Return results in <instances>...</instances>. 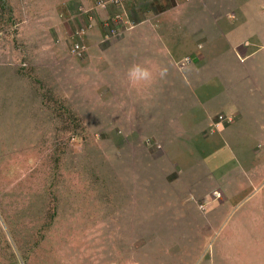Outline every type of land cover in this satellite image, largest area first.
<instances>
[{"label": "rangeland", "instance_id": "rangeland-1", "mask_svg": "<svg viewBox=\"0 0 264 264\" xmlns=\"http://www.w3.org/2000/svg\"><path fill=\"white\" fill-rule=\"evenodd\" d=\"M127 2L119 22L101 0L91 28L75 9L45 24L0 0V264H264L253 254L258 244L264 257V180L244 175L225 201L200 166L206 178L182 196L160 145L132 129L139 106L125 81L113 83L125 59L116 42L160 9ZM202 186L209 195L196 199Z\"/></svg>", "mask_w": 264, "mask_h": 264}, {"label": "crops", "instance_id": "crops-1", "mask_svg": "<svg viewBox=\"0 0 264 264\" xmlns=\"http://www.w3.org/2000/svg\"><path fill=\"white\" fill-rule=\"evenodd\" d=\"M100 1L7 0V4L14 16L22 10L30 18L35 11L41 13L45 24L52 23L47 19L51 13L61 17L75 9L84 16L83 24L94 28L93 10L102 5ZM127 1L113 4V19L119 12L128 17ZM153 1L159 15L133 20L116 42L125 59L113 62V83L115 75L117 84L125 81L129 98L139 106L128 112L132 129L142 128L160 145L158 161L167 183L178 186L183 196V185H198L206 178L199 173L200 166H207L208 176L218 177L222 199L235 200L241 191L237 184H246L244 175L255 185L264 180V0ZM135 65L147 69L150 77L132 81L129 73ZM226 147L232 152L228 160L221 153ZM194 166L199 177L190 172ZM207 195L202 186L195 198ZM260 209L264 211L262 202ZM253 248L255 258L263 261L258 244Z\"/></svg>", "mask_w": 264, "mask_h": 264}, {"label": "clouds", "instance_id": "clouds-1", "mask_svg": "<svg viewBox=\"0 0 264 264\" xmlns=\"http://www.w3.org/2000/svg\"><path fill=\"white\" fill-rule=\"evenodd\" d=\"M150 77V73L147 69L143 68L140 65L133 66L132 70L129 73V78L132 81L147 80Z\"/></svg>", "mask_w": 264, "mask_h": 264}, {"label": "built area", "instance_id": "built-area-1", "mask_svg": "<svg viewBox=\"0 0 264 264\" xmlns=\"http://www.w3.org/2000/svg\"><path fill=\"white\" fill-rule=\"evenodd\" d=\"M113 1V4L114 5H120L121 3H122V1L123 0H112ZM114 21H120L121 20V18H120V14L119 13H117L116 15H115V18L113 19ZM77 49H80V46L77 44L76 46H75V51H77ZM186 61H189L188 59H186ZM219 117V120L220 121H223L224 119H225V117L223 116V115H219L218 116ZM227 119V118H226Z\"/></svg>", "mask_w": 264, "mask_h": 264}]
</instances>
